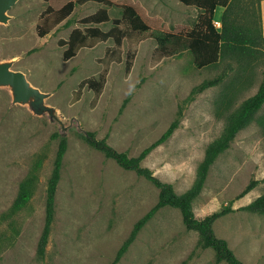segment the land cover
<instances>
[{
	"label": "rangeland",
	"instance_id": "374dc122",
	"mask_svg": "<svg viewBox=\"0 0 264 264\" xmlns=\"http://www.w3.org/2000/svg\"><path fill=\"white\" fill-rule=\"evenodd\" d=\"M70 1L17 0L8 11V22H0V60L11 61L13 69L48 93L44 104L52 108L37 112L28 102H15L10 86H0V264L112 262L135 223L157 203L159 188L89 144L85 132L95 131L119 151L136 156L160 137L183 105L177 129L143 160L183 193L193 184L208 144L220 135L229 113L264 80V42L253 58L240 62L201 66L190 51L157 59L154 28L180 31L198 21L199 9L180 0H85L42 36L38 21L43 12ZM257 1L237 0L239 22L258 27ZM128 7L143 12L152 29L131 36L125 20ZM100 11L108 14L107 21L84 22ZM223 11L218 7L215 12L218 28ZM74 31L94 33L98 41L71 55ZM220 76L218 84L187 102L195 86ZM89 79L99 83L90 86ZM64 135L68 150L56 215L46 253L40 257L48 183ZM32 175L36 179L31 200L13 211L21 182ZM251 179L259 183L237 198ZM262 193L264 127L255 119L211 167L194 200L195 213L202 217L231 200L238 208ZM214 227L245 263L264 264V213L237 209L217 219ZM198 240L199 232L187 229L181 210L167 205L140 230L117 264H228L217 262L214 249L200 247Z\"/></svg>",
	"mask_w": 264,
	"mask_h": 264
},
{
	"label": "trees",
	"instance_id": "16d2710c",
	"mask_svg": "<svg viewBox=\"0 0 264 264\" xmlns=\"http://www.w3.org/2000/svg\"><path fill=\"white\" fill-rule=\"evenodd\" d=\"M83 1L85 0H71L61 9H55L49 6L38 21L39 33L42 36L47 35L71 13L76 3H82ZM180 1L186 5L195 6L199 9L198 21L193 27H184L180 31H171L160 27L154 28L153 33L158 41L155 52V57L157 59L172 55L179 56L185 51H190L194 55L196 62L201 66L217 65L223 60H236L240 62L247 58L251 59L252 56L254 57L258 51V47L264 42L260 7L261 0L257 1L258 27H253L251 24L238 21L235 16V4H237V0ZM218 7L224 8L221 17V28H218L214 21L215 12ZM108 19V14L100 11L85 18L84 22L101 23ZM125 20L130 29L131 36L136 37L138 33L152 29L146 15L136 8L128 7L126 9ZM104 35L105 38L106 34ZM74 37V43L68 49L71 55L77 53L81 47L93 46L98 41L94 38L96 37L94 33L87 36L79 31H74ZM129 66L128 64V69ZM221 80V76L204 80L193 88L187 98V102L194 100L198 93L218 84ZM88 82L90 86L93 85V87L99 83L95 79H89ZM125 103L126 100L123 107ZM263 108L264 80L261 82L255 94L243 100L238 107L229 113L220 135L208 144L204 158L198 165L196 178L193 184L183 193H178L172 183L162 180L150 167L143 165V160L149 153L158 145L167 141L179 126L184 114L183 105L179 108L177 118L170 123L160 137L149 146L145 147L140 154L136 156H131L127 152L119 151L108 141L107 137L99 138L95 131L88 130L85 132L84 137L89 144L102 151L107 157L115 159L123 168L136 171L138 175L145 177L159 188V199L157 203L135 223L131 233L122 243L115 258L109 264H117L120 261L137 238L140 230L153 218L160 208L167 205L177 207L181 210L183 221L187 229L199 232L198 245L203 248H213L217 262L227 261L228 264H247L236 254L229 241L216 233L214 224L220 217L236 211L237 209L263 214L264 193L254 198L248 204L238 208L233 207L234 200H231L229 204L202 217L197 216L195 213L194 200L203 191L211 167L219 156L231 146L239 131L251 124L255 119L264 127V115L258 117ZM67 150L68 139L64 135L60 140L54 168L48 183L45 226L38 246V255L40 257H43L46 253L47 244L55 220L57 189L61 180L62 167ZM35 179V175H32L21 182L19 192L12 205L13 211L20 210L29 203L33 195ZM258 183V179H251L246 187L237 195V198L246 195Z\"/></svg>",
	"mask_w": 264,
	"mask_h": 264
},
{
	"label": "water",
	"instance_id": "95a60500",
	"mask_svg": "<svg viewBox=\"0 0 264 264\" xmlns=\"http://www.w3.org/2000/svg\"><path fill=\"white\" fill-rule=\"evenodd\" d=\"M16 2L17 0H0V22H8V11ZM0 86L12 88L15 102H28L37 112L52 111L51 107L44 104L49 94L32 85L23 71L13 69L11 61L0 60Z\"/></svg>",
	"mask_w": 264,
	"mask_h": 264
},
{
	"label": "crops",
	"instance_id": "0c3cea01",
	"mask_svg": "<svg viewBox=\"0 0 264 264\" xmlns=\"http://www.w3.org/2000/svg\"><path fill=\"white\" fill-rule=\"evenodd\" d=\"M260 7H261V15H262V29L264 34V0H261Z\"/></svg>",
	"mask_w": 264,
	"mask_h": 264
}]
</instances>
